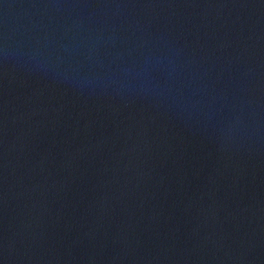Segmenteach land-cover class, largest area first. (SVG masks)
Instances as JSON below:
<instances>
[{
  "label": "water",
  "instance_id": "1",
  "mask_svg": "<svg viewBox=\"0 0 264 264\" xmlns=\"http://www.w3.org/2000/svg\"><path fill=\"white\" fill-rule=\"evenodd\" d=\"M0 264H264V0H0Z\"/></svg>",
  "mask_w": 264,
  "mask_h": 264
}]
</instances>
